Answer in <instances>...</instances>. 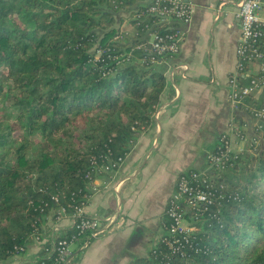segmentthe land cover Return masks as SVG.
<instances>
[{
	"label": "trees",
	"instance_id": "1",
	"mask_svg": "<svg viewBox=\"0 0 264 264\" xmlns=\"http://www.w3.org/2000/svg\"><path fill=\"white\" fill-rule=\"evenodd\" d=\"M137 1L0 0V260L26 245L33 222L90 193L86 175L99 171L92 156L123 158L152 121L167 83L162 71L138 61L149 56L138 47L148 44L150 27L165 29L146 5L130 17L137 33L115 39L118 15ZM122 54L118 63L113 57ZM254 95L243 105L248 113L264 106V90L260 100ZM255 129L262 141L252 142L253 151L238 152L215 173L225 197L188 217L200 229L186 255L160 240L129 264H264V118ZM72 234L74 227L57 237Z\"/></svg>",
	"mask_w": 264,
	"mask_h": 264
},
{
	"label": "crops",
	"instance_id": "2",
	"mask_svg": "<svg viewBox=\"0 0 264 264\" xmlns=\"http://www.w3.org/2000/svg\"><path fill=\"white\" fill-rule=\"evenodd\" d=\"M191 1L190 22L169 20L184 33L180 53L154 65L167 83L158 113L138 130L120 167L108 172L100 169L89 186L86 213L111 216L115 222L87 248L76 246L68 264H129L147 257L165 233L163 218L179 174L207 168L208 154L216 149L221 135L230 131L234 117L241 126L254 123L243 109L247 106L237 109L229 97V78L238 61L241 0ZM150 2L139 0L122 10L118 30L135 35L130 17ZM150 32L146 33L148 41L153 39ZM178 64L188 66L186 78ZM263 90L255 93L254 100H260ZM240 145L235 144L236 148ZM41 227L47 238L63 234L72 227V218L58 220L51 210ZM41 248L30 239L23 253L0 260V264H38Z\"/></svg>",
	"mask_w": 264,
	"mask_h": 264
},
{
	"label": "built area",
	"instance_id": "3",
	"mask_svg": "<svg viewBox=\"0 0 264 264\" xmlns=\"http://www.w3.org/2000/svg\"><path fill=\"white\" fill-rule=\"evenodd\" d=\"M147 11L159 17L154 25H161L164 31H152L153 39L148 44L140 45L139 49H144L149 53L148 57L139 59L142 64L149 62L155 65L161 61H169L178 56L181 51L184 33L178 27L171 24L169 20L175 19L184 23L190 22L193 17L194 7L191 0H151L147 6ZM264 0H241L238 4L237 15L240 19V37L237 46V66L235 72L230 76L229 83L231 91L229 94L232 105L239 109L245 105L247 98L264 89ZM139 24V23H138ZM129 34L119 31L115 39H124ZM105 51L98 49L95 58L100 59ZM124 55L114 56L118 63L124 61ZM130 57H127V60ZM177 69H181V75L187 77L188 66L178 64ZM247 81L243 82L242 78ZM156 111L153 115H156ZM250 116L256 120L264 118V106L250 108ZM236 117L230 123V131L221 135L216 149L208 154V166L202 170H188L179 174L176 187L166 206L167 221L164 222L165 233L161 241L168 247L172 254L186 255V248L190 246L191 233L196 231L195 226L186 225L188 217H194L198 211L205 212L209 206L214 204L217 199L224 198L222 193L225 186L223 183H215L214 176L216 171L221 172L238 157L237 151L233 148L232 137L235 136L243 140L246 136L242 132V126ZM143 127L146 125H142ZM256 143V140H252ZM124 158V157H123ZM105 159V155L92 156L91 165L105 171L118 169L123 161ZM100 164V166H98ZM91 178V174L86 175ZM95 189V187H94ZM90 197V193L84 195L80 203L61 205L54 211L58 220L71 216L72 227L77 229L78 235L72 234L69 237H57L52 235L45 237L41 224L38 220L32 223L33 230L29 240H35L42 245V254L38 257V264H68L77 248L83 250L87 248L92 238H97L107 230L111 229L115 218L108 216L101 218L97 215H89L85 211V206ZM56 203H60V197L53 196ZM48 203L42 205L45 210ZM69 208L73 212H69ZM219 212V210H218ZM101 221L104 224H101ZM85 234L84 237L78 238ZM25 246L17 247L15 254L25 251Z\"/></svg>",
	"mask_w": 264,
	"mask_h": 264
},
{
	"label": "rangeland",
	"instance_id": "4",
	"mask_svg": "<svg viewBox=\"0 0 264 264\" xmlns=\"http://www.w3.org/2000/svg\"><path fill=\"white\" fill-rule=\"evenodd\" d=\"M119 31H122V30H119ZM251 117V116H250ZM252 118V117H251ZM253 119V118H252ZM254 120V123H252V122H250L249 124H246L245 126H242V132L245 134V138L243 139V140H240V139H238L237 137H235V136H233L232 137V144H233V148H235V150L237 151V152H242V151H245V150H247V151H253V150H250V148H251V145L253 144L252 143V140H253V138H256L255 140H256V143H257V145H258V143L259 142H261L262 140H260V134H258L257 133V131H256V129H255V124H256V120L255 119H253ZM237 125H238V123H237ZM248 127H249V129H248ZM240 142L241 143V145L239 146V147H237L236 148V146H235V144H236V142ZM255 143V144H256ZM264 188V187H263ZM101 218H104V217H101ZM191 222V221H190ZM190 222H189V220L186 222V225H189V226H191L190 225ZM191 223H193V221L191 222ZM101 224L103 225L104 224V222L103 221H101ZM194 226V225H193ZM195 228H196V230H198V229H200V227H196L195 226Z\"/></svg>",
	"mask_w": 264,
	"mask_h": 264
}]
</instances>
